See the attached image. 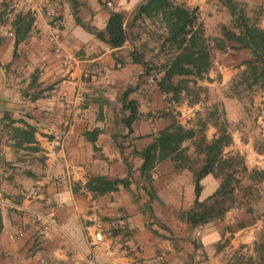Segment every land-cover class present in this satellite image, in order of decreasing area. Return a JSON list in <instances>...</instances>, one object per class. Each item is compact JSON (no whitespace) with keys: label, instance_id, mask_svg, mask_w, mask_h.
Returning <instances> with one entry per match:
<instances>
[{"label":"crops","instance_id":"0c3cea01","mask_svg":"<svg viewBox=\"0 0 264 264\" xmlns=\"http://www.w3.org/2000/svg\"><path fill=\"white\" fill-rule=\"evenodd\" d=\"M109 1L110 8L100 0H0V194L51 212L56 222L41 242L35 216L0 205V264H42L41 257L84 264L89 253L97 263L227 264L215 249L217 230L210 223L190 227L182 217L194 199L189 168L167 158L150 169L149 180L141 174L139 151L170 120L155 114L165 108L163 97L143 75L144 65L155 61L137 28L146 29L148 18H133L144 0ZM172 1L196 8L202 27L217 14L205 9L221 3ZM112 11L128 25L129 37L118 47L86 28L102 30ZM25 14L30 27L14 43V20ZM150 47L153 53L164 48ZM171 54L164 50L158 61ZM128 100L136 106L131 130L121 121ZM227 151L241 154L247 168L264 170L263 154L250 142L232 138ZM96 177L124 181L113 190L88 189ZM200 184L202 200L218 181L207 174ZM33 186L39 194L28 202ZM117 215L126 220L123 231L112 227Z\"/></svg>","mask_w":264,"mask_h":264},{"label":"rangeland","instance_id":"374dc122","mask_svg":"<svg viewBox=\"0 0 264 264\" xmlns=\"http://www.w3.org/2000/svg\"><path fill=\"white\" fill-rule=\"evenodd\" d=\"M233 2L236 15H242L248 23L264 29V0ZM221 3L205 9L209 15H213L214 11L217 13L203 27L210 52L209 70L200 78L189 79L178 101L167 102L160 93L165 108L156 110L155 114L184 127L194 128L197 135L202 134L206 140H209L212 132L217 133L216 122L218 126L225 127L231 140L250 142L253 150L263 154L264 158V77L260 75L261 58L224 36L222 28L235 33L238 29L233 16ZM148 20V25L144 26L146 29L140 25L137 28L143 30L142 42L146 53L155 59L154 64L148 65L151 68L148 77L153 81L158 76L154 67L168 58L158 61L160 53L171 50L165 46L158 54L152 52L150 46L156 47L161 42L160 35L164 31L157 19ZM195 142L194 139L184 142V157L194 155ZM242 161L244 164L243 156ZM182 162L179 159V163ZM253 168L260 169L246 167V171L235 173L233 205L222 217L207 222L217 230L219 236L214 242L215 249L222 251L227 264H264V190L262 180L250 172Z\"/></svg>","mask_w":264,"mask_h":264},{"label":"trees","instance_id":"16d2710c","mask_svg":"<svg viewBox=\"0 0 264 264\" xmlns=\"http://www.w3.org/2000/svg\"><path fill=\"white\" fill-rule=\"evenodd\" d=\"M221 2L233 16L238 29L235 33L222 28L224 36L233 39L261 58L260 75L264 77V29L248 23L242 15H236L233 0H221ZM141 17L157 19L162 25L164 33L160 35L162 36L160 45L167 46L172 54L154 67L158 76L153 81L167 102L178 101L180 93L186 89L187 81L202 77L211 66L209 47L202 24L197 20L196 8H188L172 0H144L137 6L133 15L134 19ZM31 20L28 14L16 16L14 43L24 37ZM127 27V24L123 25L122 15L116 11L109 13L102 30L86 26L97 39L109 47H118L128 38ZM150 71L151 68L144 65L143 75L149 76ZM126 94L127 90L124 96ZM124 107L129 113L123 116L121 121L128 130H131V122L136 117V106L133 101L128 100L124 103ZM214 125L217 127L216 136L206 140L202 134L198 136L194 128L184 127L170 120L169 124L156 134L153 141L139 151L142 159L141 174L147 180L150 178V169L167 158L174 161L182 159V164L189 168L193 176L194 199L192 206L182 214V217L190 227L222 217L234 202L235 173L247 170L241 155L237 152H223V148L231 142V135L224 126H218L216 122ZM191 139L196 140L194 155L184 157L181 145ZM250 172L257 175L260 180L264 179L263 169L253 168ZM207 174L216 179L218 185L208 196L199 200L200 180ZM123 181V179L106 180L103 177H96L86 182V187L97 191L113 190L117 183Z\"/></svg>","mask_w":264,"mask_h":264},{"label":"built area","instance_id":"2783aa9c","mask_svg":"<svg viewBox=\"0 0 264 264\" xmlns=\"http://www.w3.org/2000/svg\"><path fill=\"white\" fill-rule=\"evenodd\" d=\"M100 2L103 3L104 6L107 8H110L112 6L111 1L109 0H100ZM53 51L59 54L60 48L58 46H55ZM61 57H62V60L65 62L66 56L62 54ZM82 77L84 78L87 77V73L84 72L82 74ZM149 80L152 82V78H149ZM60 133L62 134V132ZM57 184H59V182H57ZM38 194H39V188L37 186H33L32 188H30L27 194L28 202H30L33 198H36ZM0 205L17 208L20 211L24 212L29 217L35 216V218H37L41 222V228L39 230V237H40L39 239L41 242L45 240L49 228L51 226H56L54 216L51 212H45V213L36 212L32 208H30L28 205L16 204L14 201L4 198L1 194H0ZM126 226H127L126 220L121 215H117L114 219V222L112 223V227L122 230V231L126 229ZM38 250H41V247H39ZM39 261L42 264H59L56 260H47L46 258H43V257H41ZM80 261L83 262L84 264H113L112 262L97 263L91 253L85 256H82Z\"/></svg>","mask_w":264,"mask_h":264}]
</instances>
